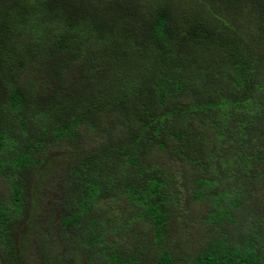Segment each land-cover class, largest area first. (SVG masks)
I'll list each match as a JSON object with an SVG mask.
<instances>
[{"label": "trees", "instance_id": "trees-1", "mask_svg": "<svg viewBox=\"0 0 264 264\" xmlns=\"http://www.w3.org/2000/svg\"><path fill=\"white\" fill-rule=\"evenodd\" d=\"M0 264H264V0H0Z\"/></svg>", "mask_w": 264, "mask_h": 264}, {"label": "rangeland", "instance_id": "rangeland-1", "mask_svg": "<svg viewBox=\"0 0 264 264\" xmlns=\"http://www.w3.org/2000/svg\"><path fill=\"white\" fill-rule=\"evenodd\" d=\"M107 216H108V217L112 216L111 211H109V212L107 213Z\"/></svg>", "mask_w": 264, "mask_h": 264}]
</instances>
